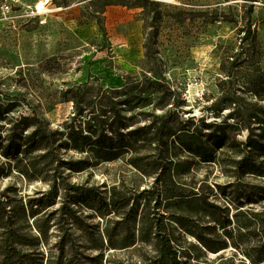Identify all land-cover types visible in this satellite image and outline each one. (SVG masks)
Instances as JSON below:
<instances>
[{"label": "trees", "instance_id": "trees-1", "mask_svg": "<svg viewBox=\"0 0 264 264\" xmlns=\"http://www.w3.org/2000/svg\"><path fill=\"white\" fill-rule=\"evenodd\" d=\"M96 2L100 12L108 5L142 9L147 16L148 34L143 43L147 71L139 76L127 75L121 88L95 86L89 81L75 89L67 88L64 95L68 94L67 99L75 105V115L56 129L36 115L9 116L13 103H0V121H6L0 122V179L14 169L28 182L48 181L46 190L24 198L11 185L0 187V264H189L185 249L176 243L170 220L188 233L193 231L182 213L172 214L164 209L171 204L183 212H193L210 202L200 187L189 186L183 176L201 163H217L236 179L244 175L264 176V70L259 65V42L250 17L239 28L237 50L226 54L220 64L219 95L209 106L219 119L207 121L204 116L182 115L181 99L163 76L157 47L163 20L160 3ZM251 11L250 5L248 16ZM198 16L202 17L201 25L220 17L217 9L200 11ZM243 132L244 138L239 140L238 134ZM70 149L86 156L68 160L60 155V151ZM119 159L143 177L151 178V184L126 192L122 181L101 192L97 187L65 181L64 169L80 171ZM251 187L263 194L256 199L245 195V202L264 199V186ZM62 195L56 210L68 216L49 246L48 224L41 223L37 215ZM73 204L93 209L106 224L101 228L98 223L85 224L72 209ZM56 210L48 214L54 216ZM245 213L239 210L237 215ZM248 216V223L238 224L237 236L241 239L251 232L258 237L245 255L252 263H261L264 210L251 211ZM216 220L225 235L232 238L225 229L230 223L228 217ZM78 230L79 235L75 233ZM196 236L210 252L227 247L225 240L213 243ZM136 241L144 244L137 247ZM42 246L46 251H42ZM110 249L137 251L139 259L119 262L113 258L114 253L108 252Z\"/></svg>", "mask_w": 264, "mask_h": 264}, {"label": "rangeland", "instance_id": "rangeland-1", "mask_svg": "<svg viewBox=\"0 0 264 264\" xmlns=\"http://www.w3.org/2000/svg\"><path fill=\"white\" fill-rule=\"evenodd\" d=\"M39 1H44L41 10L36 7ZM157 1L163 16L157 33L160 65L166 82L181 99L182 115L204 116L207 121L219 119L209 106L219 95L220 64L226 54L237 50L239 28L248 17L259 42V65L264 70V0ZM3 3L10 6L8 12L2 9ZM250 5L252 11L248 16ZM98 8L96 0H0V103H13L9 116L36 115L45 119L51 129L60 128L75 115V105L67 99L68 94L64 95L67 88L75 89L88 81L95 86L121 88L127 75L139 76L147 71L143 47L148 34L147 16L142 9L108 5L100 12ZM207 9H217L219 20L201 25L202 17L198 14ZM243 138L244 132L238 134L239 140ZM60 155L68 160L86 156L73 149L62 150ZM63 174L68 183L97 187L101 192L122 181L126 192L151 184V178L143 177L120 159L80 171L64 169ZM182 180L189 182V186L200 187L206 201L213 204H205L193 212H183L171 204L164 209L172 214L182 213L193 231L188 233L170 220L176 243L185 249L188 263L255 264L245 251L254 247L258 237L250 232L240 239L237 226L248 223L251 211L264 210V199L244 201L245 195L256 199L263 194L251 185L264 186V176L244 175L236 179L223 172L217 163H201ZM47 183L40 179L28 182L14 169L8 177L0 179L1 188L11 185L23 198L46 190ZM62 200L63 195L37 215L41 223L48 224L49 246L57 239L59 225L63 226L68 216L56 210ZM71 206L85 224L98 223L100 228L106 224L93 209L82 204ZM52 210H56L54 216L48 214ZM239 210L247 214L237 215ZM226 216L230 223L225 229L232 238L225 235L216 220L223 221ZM112 225L110 222L109 227ZM75 233L79 235L80 231ZM196 235L213 243L225 240L227 247L210 252ZM143 244L136 241L135 246ZM42 251H46L43 246ZM112 253L122 263L139 259L134 250Z\"/></svg>", "mask_w": 264, "mask_h": 264}, {"label": "bare ground", "instance_id": "bare-ground-1", "mask_svg": "<svg viewBox=\"0 0 264 264\" xmlns=\"http://www.w3.org/2000/svg\"><path fill=\"white\" fill-rule=\"evenodd\" d=\"M47 1V0H46ZM36 7L41 10L42 8H44V1H39L37 4H36Z\"/></svg>", "mask_w": 264, "mask_h": 264}, {"label": "built area", "instance_id": "built-area-1", "mask_svg": "<svg viewBox=\"0 0 264 264\" xmlns=\"http://www.w3.org/2000/svg\"><path fill=\"white\" fill-rule=\"evenodd\" d=\"M2 9L8 12L10 10V6L6 3H3Z\"/></svg>", "mask_w": 264, "mask_h": 264}]
</instances>
